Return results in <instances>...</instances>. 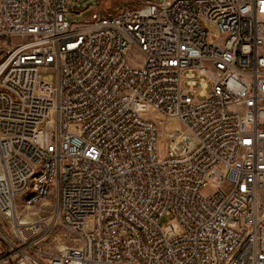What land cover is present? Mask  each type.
I'll return each instance as SVG.
<instances>
[{"label": "built area", "instance_id": "obj_1", "mask_svg": "<svg viewBox=\"0 0 264 264\" xmlns=\"http://www.w3.org/2000/svg\"><path fill=\"white\" fill-rule=\"evenodd\" d=\"M67 2L0 0V264H264V0Z\"/></svg>", "mask_w": 264, "mask_h": 264}, {"label": "rangeland", "instance_id": "obj_2", "mask_svg": "<svg viewBox=\"0 0 264 264\" xmlns=\"http://www.w3.org/2000/svg\"><path fill=\"white\" fill-rule=\"evenodd\" d=\"M161 1V0H156ZM142 0H68L67 7L69 11L66 15L67 19L70 21H83L89 17L94 11H114L121 8L124 5L135 7L140 4ZM212 31H215V27L209 25ZM1 51V50H0ZM43 77L53 82L55 81V75L50 69H46L43 72ZM151 116L158 123L159 129L161 132H164L168 129L171 132L180 131L182 129V124L178 119H171L167 115L161 112L152 113ZM55 205V197L50 195L49 197L43 199L34 206H31L26 209H19L24 215L33 216V215H52ZM59 221V220H58ZM89 225H92V219L89 220ZM48 242L54 250H57L63 243L68 242V233L62 227L61 224H56L52 231L49 233Z\"/></svg>", "mask_w": 264, "mask_h": 264}]
</instances>
